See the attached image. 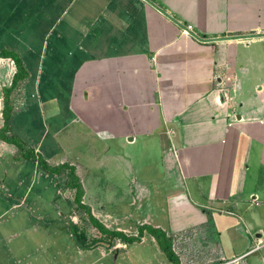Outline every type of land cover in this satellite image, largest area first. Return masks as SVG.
<instances>
[{
  "label": "crops",
  "instance_id": "obj_1",
  "mask_svg": "<svg viewBox=\"0 0 264 264\" xmlns=\"http://www.w3.org/2000/svg\"><path fill=\"white\" fill-rule=\"evenodd\" d=\"M61 1L43 2L44 13L69 20L51 48V80L58 85L51 103L44 95L35 101L50 45L28 39L38 37L34 29L14 34L19 46L10 47L30 76L20 87L23 103L14 109L11 130L18 122L17 134L52 165L56 152L44 150V133L29 124L34 108L49 105L61 118L79 100L85 121L99 123L96 132L124 144L158 133L165 163L184 182L167 195L166 224L146 222L173 237L181 264L258 255L264 248V0ZM1 142V148L8 144ZM208 225L220 240H206ZM155 250L158 260V243Z\"/></svg>",
  "mask_w": 264,
  "mask_h": 264
},
{
  "label": "rangeland",
  "instance_id": "obj_2",
  "mask_svg": "<svg viewBox=\"0 0 264 264\" xmlns=\"http://www.w3.org/2000/svg\"><path fill=\"white\" fill-rule=\"evenodd\" d=\"M33 1L8 4L6 0H0V50L16 45L20 37L14 34L20 35L31 29L39 31L38 37L34 39L30 36L28 39L36 45L46 40V45H50L47 53L50 56H47L44 68L38 74L43 83L41 89L38 86L36 88L40 98H35V101L44 95L46 101L51 103L50 99L58 87L56 78L54 85L51 80L55 69L51 48L58 29L67 28L69 20L68 15L58 21L57 13L49 10L44 13L45 0ZM63 56L66 61L64 64H68L67 55ZM0 66L1 127L3 87L11 84L16 65L12 59H0ZM68 69H64V72ZM33 72L37 74L36 69ZM22 83L12 94L15 108L21 107L23 103ZM77 85L79 88L80 80H77ZM79 102L78 105L74 102L61 118L50 114L52 109L49 105L41 107L42 111L34 108L33 113L28 115L34 133H44V150L56 152L52 162L73 163L77 173H81L79 176L85 190L83 202L106 227L122 230L127 235H137L140 225L157 221L166 224L167 195L172 187H180L184 180L180 173L170 172L165 163V157L159 149L158 133L140 135L135 144H124L117 137L105 138L103 132L94 130L100 126L99 123L85 121L81 113L84 107L79 110L82 107ZM56 123L63 124L64 129L56 131ZM19 128L21 126L15 121L11 133H19ZM4 147H0V264H162L163 261L169 264L170 261L162 252L157 260V243L149 233H145V237L140 240L145 241V245L139 244L140 241L128 245L119 238L108 244L109 236L103 234L90 221L86 210L76 203V190L67 184L71 178L70 169H63L58 176L43 171L34 159L21 156L14 144L8 143ZM21 198L25 199L26 204H19ZM71 223L78 224V231H83L87 242L93 243L91 248L81 247L74 237ZM212 227H206V240L211 243L220 240ZM195 233L193 230L189 238H194ZM206 240L204 247H209ZM106 250L110 253L106 254ZM187 251L193 253L189 248ZM199 256L202 257L203 252ZM219 262L221 260L208 264ZM239 263L264 264V251L256 256H243Z\"/></svg>",
  "mask_w": 264,
  "mask_h": 264
},
{
  "label": "trees",
  "instance_id": "obj_3",
  "mask_svg": "<svg viewBox=\"0 0 264 264\" xmlns=\"http://www.w3.org/2000/svg\"><path fill=\"white\" fill-rule=\"evenodd\" d=\"M0 57L11 58L16 65V71L13 75V79L10 85H6L3 87V109H2V117L3 124L0 128V138L5 142L14 144L17 147L18 152L21 156L27 159H34L38 162L39 166L50 172L55 174H61L62 170L67 168L70 169V179L68 181V186L74 188L75 192V201L79 205L86 210L89 214L90 221L99 228V230L109 237V243L111 244V240L119 238L122 239L123 242L130 244L137 241H140L145 233H149L151 236L155 238L157 241L161 251L166 255L167 259L173 264H181L179 255L173 248V237L167 233L166 230L156 227L150 224H143L139 226V232L137 235H127L124 231L118 229H110L106 227L102 222H100L91 212V209L88 205L83 202L84 196V187L81 181L79 174L77 173V169L74 165L70 163H60L57 165H52L48 162V160L41 154L36 151V149L30 146L21 136L18 134L11 133L10 121L13 115V111L15 109L14 100L12 98V94L14 90L26 79L29 78L30 72L25 65V62L22 56L18 51L11 48H2L0 50ZM72 230L74 231V237L81 244L82 248H91L93 243L87 242L86 234L83 231H78V224L71 223Z\"/></svg>",
  "mask_w": 264,
  "mask_h": 264
},
{
  "label": "built area",
  "instance_id": "obj_4",
  "mask_svg": "<svg viewBox=\"0 0 264 264\" xmlns=\"http://www.w3.org/2000/svg\"><path fill=\"white\" fill-rule=\"evenodd\" d=\"M188 28H192V26L189 25ZM260 248H261V245H258L257 249H260ZM240 259H241V257H234L232 259L223 260V261L216 263V264H240L239 263Z\"/></svg>",
  "mask_w": 264,
  "mask_h": 264
},
{
  "label": "water",
  "instance_id": "obj_5",
  "mask_svg": "<svg viewBox=\"0 0 264 264\" xmlns=\"http://www.w3.org/2000/svg\"><path fill=\"white\" fill-rule=\"evenodd\" d=\"M261 251H264V248L261 250ZM260 251H257L256 253H259Z\"/></svg>",
  "mask_w": 264,
  "mask_h": 264
}]
</instances>
